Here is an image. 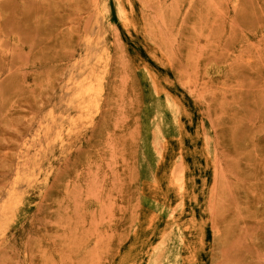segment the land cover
Segmentation results:
<instances>
[{
  "label": "rangeland",
  "instance_id": "1",
  "mask_svg": "<svg viewBox=\"0 0 264 264\" xmlns=\"http://www.w3.org/2000/svg\"><path fill=\"white\" fill-rule=\"evenodd\" d=\"M0 264H264V0H0Z\"/></svg>",
  "mask_w": 264,
  "mask_h": 264
}]
</instances>
